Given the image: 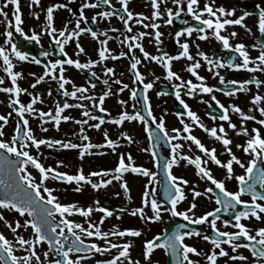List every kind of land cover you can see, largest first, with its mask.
Wrapping results in <instances>:
<instances>
[{
  "label": "snow or ice",
  "instance_id": "6c2138e0",
  "mask_svg": "<svg viewBox=\"0 0 264 264\" xmlns=\"http://www.w3.org/2000/svg\"><path fill=\"white\" fill-rule=\"evenodd\" d=\"M71 0H69V3ZM120 5L116 9L112 0H81L79 5L78 16L73 12V8L69 3L57 2L47 6L41 5V0H29L28 7L30 9L35 6L40 11H32L30 15L39 20L40 14L43 12V27L40 32L32 31L31 35H25L22 28V13L20 0H3L0 4V18L5 25L4 31L0 33L4 37L0 43V93L7 97V108L10 109L6 114H0V222L11 231L14 240H9L3 232H0V264H88L93 261L96 255L104 256L107 254L110 258L94 260V264H153L152 256L157 249H162L166 255L171 256V264H199V260L191 257H203L206 264H264V226L255 229L249 227L242 221L255 220L264 223V95L259 93V89L264 86V80L258 79L252 75L248 79L226 80L221 74V69H229L233 71H247L248 73H264V6L255 5V11L240 9L241 14L236 15L237 8L225 7L223 4L216 5V0H204L203 7H200V0H171V4L175 6L167 7L168 0H147L146 6L150 5V16L144 13H133L129 10L130 0H117ZM9 5L13 7L12 19L9 13L4 9ZM162 5L164 7L162 8ZM106 6V10L96 12L91 17V22L95 23L97 18L109 19L117 17L122 21L124 32L132 33V24L142 26L144 29H153V33L139 31L133 35H123L120 43L127 47L128 52L138 49L143 56L144 61L155 62L165 70V79L168 81H177L173 83L174 96L176 101L182 106L183 111L177 112V118L180 128L173 127L170 131L166 127L164 116L158 118L154 116L147 92L152 89L153 82L145 83L144 75L139 71L138 65L142 64V60L132 55L130 60V71L133 75V84L139 82L143 85V92L139 95L143 101V113L133 104V112L121 111L118 116L107 119L105 116L93 114L95 111L99 113H107V109L103 107L105 99L113 93L110 87L107 88L98 98L89 95V87L95 88V84L89 86H77L73 80L65 75L67 71L65 66H71L76 70H88L90 75L96 77V72L91 69L97 63H103L107 59L117 60L125 57L128 53L121 51L119 55L111 53L107 47L109 39L99 41L98 57L99 60L88 59L82 63L79 59H73L68 56L65 46L75 40V55L78 57L85 54L84 47L80 44L79 38L82 34L88 33L95 40L97 32L90 27H81V24H88V18L85 15V9H101ZM67 10L75 18L65 22L61 29L55 27V12L58 10ZM123 14H120V13ZM195 21V25L189 24L188 20H182L186 26L178 30L174 34L175 43L181 51L178 55H151L147 52L142 43L145 36H154L157 45L161 44L162 32L159 31L162 26L157 21H163V25H171L175 19H180L182 13H185ZM255 15V25L260 36L256 42L251 45L253 50H258V55L252 57L249 52V46L243 42H237L234 45L230 42L237 38L239 33L235 30L228 32V27L235 29L236 26L244 30L246 35H253L252 29L245 23L246 19ZM166 16V19H165ZM149 21V23H145ZM69 25H74L71 29ZM14 30V31H13ZM111 31H118L112 28ZM14 32L25 36L28 41H34L40 44L41 36L47 34L51 38L53 44L58 48V54L64 58L49 60L43 65L44 71L38 75L29 72L28 75L33 77L30 88L36 89L41 83L46 81H54L57 84V91L61 97L66 99L63 102L55 101V109L44 111L35 107L36 104H43L44 99L39 92H29L28 89L19 86L18 81L24 79L23 71L14 70L18 63L30 62L35 65H41V60L36 56H29L28 52L20 50L17 43L13 41ZM227 32V34H222ZM195 34V36H194ZM181 37H185L183 42ZM214 39L221 45V49L229 52L227 58L210 56L200 49V45L196 41H208ZM191 41V43H190ZM151 42V41H150ZM196 48V54L190 51L191 47ZM50 51H41L40 56H51ZM187 60L189 63L183 68L195 78L183 79L176 71L172 69L171 62ZM15 61V62H14ZM205 67L207 72L213 78H218L220 84H228L232 87L224 91V95L235 97L237 93H249L252 89L249 85H255L257 89L250 98L249 103L252 107L245 112L239 105L228 104L225 106L217 97L215 92L221 91L220 88L209 85L206 77L200 75L199 69ZM106 76H115L112 67H105ZM5 79L10 81V86L5 85ZM160 79V77H155ZM116 85H122L117 89V94L129 88L128 84H123L119 78L113 80ZM103 84L109 86V79H104ZM66 85H71V91ZM181 92L189 98L201 96L203 94L210 95V99L215 102L219 108L220 114L210 115V119H217L223 123L207 127L201 122L197 113L191 110L190 106L181 96ZM27 94L31 97L28 103H22L21 94ZM52 95L49 88L46 93ZM166 95L167 93H157V95ZM68 99L77 101L69 103ZM130 99L137 101L138 93L136 88L130 90ZM89 101V104L83 103ZM2 103V102H0ZM122 107L127 101L118 100ZM81 109V119H75L70 115H62L67 109ZM259 112L261 118H257L255 112ZM15 114L16 123L13 134L10 139H4L5 127L8 125L10 118ZM230 114L239 117V125L234 123ZM110 115V114H109ZM29 117L38 119L41 132H47L46 124L52 123L53 128L59 131L61 122L72 121L80 126L78 131L72 132L70 135L78 137L81 143H74L70 139H55L37 137L30 127ZM183 117H187L186 122ZM149 120L155 125V129L149 127ZM95 121V123H89ZM127 122H141L144 125V131L148 134L150 149L158 146L167 145L171 150V158L163 164L166 181L163 183V196L165 204L158 202L156 199V190H149L148 185L156 182V172L151 171L147 167L134 166L133 157L130 153H116L118 140L123 138L128 143H132V137L126 133H119L118 139L113 140L109 137L107 130L103 131V143L93 144L87 135L86 128L93 130H101L102 125L111 123L121 126ZM252 121L260 127H247V122ZM225 123L227 128H225ZM200 128L218 142L223 149L221 153H217L216 147H207L202 141L193 135V129ZM229 131L237 137H244L243 142L234 144L233 139L229 136ZM185 141L190 142L187 145L188 152L192 151V146L198 150V155H188L183 151L185 144L174 142ZM53 149L59 146V149L77 150L78 159L82 162L86 155H104L103 152H94L93 149H110L117 154V164L112 169H100L99 171H89L84 173L83 167H79L75 174L59 171L58 168L63 165V161H57L56 167L45 166L41 162V147ZM239 150L243 156L248 157L242 160L233 151ZM35 150V155L32 154ZM150 149H144L149 151ZM227 155V160H221L219 156ZM153 160H156V152L152 151ZM127 160V163H126ZM181 161L195 169V176L202 181L210 182V186L199 191L193 183L191 187L190 181L183 176L174 175L172 169L179 166ZM209 163L223 170V178L217 179L213 174ZM238 166L242 170V174L235 173V167ZM29 167L36 170L37 178L28 170ZM140 175L148 178L145 190L142 193L140 206L128 212L133 217H138L145 225L159 222L163 213H168L170 217H180L187 223H179L175 226L170 234H157L151 239H145L142 242V258L133 259L131 249L133 242H116L112 238L132 237L139 238L142 235L141 229L125 228L121 230L117 225H113L109 230H102V225L106 218L115 215L117 220L122 218L121 213L126 212L124 208L110 209L102 206L98 199H94L91 204L82 206L79 202L61 203L60 199L54 194L56 189L46 186V181H53L63 184H74L71 190L81 193L85 186L96 192L113 184V181L120 182L119 186L127 199H131L129 195V187L124 180V173ZM98 178L94 180L93 178ZM235 181L237 189L229 190L226 187L227 181ZM185 188L191 193V201L188 207L180 211L177 206L188 199ZM68 191V189H64ZM43 193V194H42ZM46 194V195H44ZM119 196V193H115ZM249 196L250 200L242 199V196ZM207 197L213 199L216 208L204 212L202 215H196V200L198 197ZM95 205V207H93ZM150 209L151 215L145 211ZM15 212L20 219L10 222L4 216L3 212ZM93 212L102 213L97 221H92ZM221 213L230 214L227 219L222 218ZM79 215L84 218V223L77 222L70 217ZM58 217V219H57ZM211 218V219H209ZM221 222L224 228H231L234 231L221 230L217 227V222ZM211 229V234H205L197 229H189V225H205ZM86 225V226H85ZM31 229L28 237L21 235L18 229ZM254 233V234H253ZM214 234V235H213ZM193 237L199 238L210 245L209 252L205 253L194 245H189L186 239ZM102 241L103 243H97ZM46 245L47 248L42 253L38 252V248ZM240 249L249 252V256L243 255ZM115 250V251H114ZM20 252L21 255L16 253Z\"/></svg>",
  "mask_w": 264,
  "mask_h": 264
},
{
  "label": "flooded vegetation",
  "instance_id": "af4514ba",
  "mask_svg": "<svg viewBox=\"0 0 264 264\" xmlns=\"http://www.w3.org/2000/svg\"><path fill=\"white\" fill-rule=\"evenodd\" d=\"M57 2H64L69 3V0H41L42 6H47L52 3ZM3 3V0H0V4ZM81 3V0H71L69 3V6L73 8V12L76 16H78L79 13V5ZM112 3L116 9L120 8L119 3L117 0H112ZM204 0H200V7H203ZM29 0H20V7H21V13H22V28L24 30L25 35H31V32L34 30L36 32H40L41 28L43 27V12L40 14V19H34L30 12L32 11H40V9L33 6L32 9L28 7ZM147 0H130L129 3V10L133 13H144L146 16H150L151 14V8L150 5L146 6ZM223 4L227 8H231L235 6L237 8L236 15L239 16L241 12L240 9H246L249 11H255V5L261 4V6H264V0H216V5ZM167 7H172L175 9V6L171 4V0H168ZM164 5H162V8ZM6 12L9 13V19H12V12L13 7L9 5L8 8L4 9ZM106 10V6L101 9H85V15L88 18L89 23L88 24H81V27H90L94 31L97 32V39H93L90 34L85 33L82 34L79 38L80 44L85 49V54H81L78 57L75 55V40L70 41L65 46V51L68 53V56L73 59H79L82 63L86 62L88 59L93 60H99L98 57V49L100 47L99 41L104 40L107 37L104 35L107 33V36L112 37V39L108 40L107 47L110 49L111 53L114 55H119L121 51H124L128 53L127 56L121 57L117 60L107 59L103 63H97L91 71L96 72V77H93L90 75L88 70H76L75 68L71 66H65L67 71L65 72V75L73 80V82L77 86H89L90 84H95V88L89 87V95L96 96L97 98L103 94V92L110 87L111 92L113 95H110L105 99V102L103 104V107L107 109V113H99L98 111H95L93 114H98L101 116H105L106 120L116 117L119 115L121 111H127L129 113L133 112V104H136V108L141 110L143 113V101L142 97L139 95L143 92V85L137 82L136 84H133V75L130 71V60L132 55H135L138 59L142 60V64L138 65L139 71L144 75L145 77V83L152 81L153 87L147 92V95L149 97V102L151 105L152 112L154 116L158 118L163 115L166 123V127L170 131L173 127L180 128L182 127L179 124L178 118L176 113L182 112L183 108L179 104L178 101H176L175 96L173 94V83H177V81H168L165 79V70L155 62L150 61H144L142 53L138 49H133L132 52H128V49L126 46L122 45L120 43V40L123 39V35H133L136 34L139 31H145L149 33H153V29H144L142 26L136 25L133 22H130L132 24V33H125L122 21H120L117 17H112L109 19H100L97 18L95 23L91 22V17L98 11ZM120 14H123L122 12ZM74 16L70 14L67 10L61 9L55 12V27L57 29H61L66 21L68 20H74ZM3 18H0V33L4 31L5 25L2 22ZM166 19V16H165ZM182 20H188L189 24L195 25V21L191 19L190 16H188L185 13H182V16L180 19H175L174 22L171 25H163V21H157L162 26L160 27L159 31L163 33L161 37V44L157 45L154 36H145L142 41H140L144 47V49L149 52L151 55H163V53H167L168 55H178L181 49L179 46L175 43L174 34L176 31L181 30L186 25L182 23ZM256 16L253 15L246 19L245 23L252 29L253 35L249 36L244 33V30L239 28L238 26L233 29L232 27H228L227 31L231 32L232 30H235L239 33L237 38L231 40L230 42L234 45L235 43L243 42L245 45L249 46V52L252 57H255L258 55V50H253L251 48V45H253L256 42V39L260 36L259 32L257 31L256 25ZM145 23H149V21H145ZM74 25H69V28L71 29ZM112 28L117 29L118 31H111ZM14 31V30H13ZM222 34H227V32H224ZM195 36V34H194ZM4 37L0 35V43H2ZM185 37H181V41ZM13 41L18 44L20 50L28 52L29 56H36L38 59L41 60V65H35L30 62H22L18 63V66L14 69L17 71H23L24 73V79H21L18 81L19 86L25 89H28L29 92H39L43 99V104H36L35 107L38 109H42L44 111H48L49 109H52L54 111L55 109V101L63 102L64 97H61L58 94L57 91V84L54 81H46L45 83H41L37 86L36 89L30 88V84L33 82L34 78L29 76V72H34L38 75L42 74L44 71L43 65L47 64L49 60H54L57 58L63 59L64 57L62 55L58 54V48L55 44L52 43L51 38L47 36V34H44L41 36V42L40 44H36L34 41H28L25 39V36H21L14 32L13 35ZM151 41V42H150ZM191 43V41H190ZM200 45V49L203 50L205 53H207L210 56L215 55L216 57L220 58H227L229 56V52L222 50L221 45L216 42L214 39H210L208 41H196ZM41 51H50L52 53L51 56L43 57L40 56ZM191 53L193 55L196 54V48L193 46L190 49ZM15 62V61H14ZM189 62L183 58L180 60H174L171 62L172 69L176 71L183 79H192L193 82L195 81L194 77H191L189 73L186 71H183V68L188 64ZM105 67H112L115 71V76L109 77L106 76L104 73ZM200 75L205 76L206 82L209 85L215 86L217 88H220L221 91L215 92V96L217 99L227 106L228 104H236L239 105L245 112L248 111V109L251 106L249 103L250 96L257 91L255 88V85H249V87L252 89V92L249 93H237L235 97H229L224 95V91L229 90L232 86L228 84H220L218 81V78H213L210 73L207 72L205 67H202L198 70ZM221 74L225 76L226 80L231 79H248L250 76L254 75L260 80H264V73H248L247 71L241 70V71H233L229 69H221ZM0 75H5L4 73L0 72ZM155 77H160V79H155ZM119 78L123 84H128L129 88L125 89L123 92H120L117 94V89L121 87L122 85H116L113 83V80ZM104 79H109V86H105L103 84ZM4 86H10V81L5 79V85ZM69 91H71V85H66ZM51 88L52 95L48 96L47 90ZM132 88L137 89L138 93V99L139 103L137 101H134L130 99V90ZM167 93L166 95H157V93ZM259 93L261 95H264V86H262L259 89ZM182 98L185 100V102L190 106L191 110L195 111L197 115L200 117V120L202 123H204L207 127H213L217 126L223 122L219 121L218 119L216 121H213L210 119V115H219L220 110L215 105V102H213L210 99V95L203 94L202 99L203 101H207V103L201 102V96H196L195 98H189L188 96H185L183 92H181ZM20 100L22 103H28L31 101V97H29L26 93L21 94ZM118 100H124L127 101V104L123 107L117 103ZM0 114H6L8 111H10L9 108H7V97L5 94L0 93ZM69 103H76L77 101L68 99ZM85 104H89V101H83ZM81 109H67L62 115H70L71 117L75 119H81L80 115ZM110 114V115H109ZM146 115V114H145ZM231 119L234 123L239 125V117L235 114H230ZM255 115L257 118H261L259 116V112H255ZM185 121H188L187 117H183ZM16 117L15 114H13V117L10 118L8 125L5 127V136L4 139H10L11 135L13 134V129L16 123ZM29 123L30 127L32 128L33 132L37 137H43V138H55V139H70L74 143H81L78 137L70 135L74 131H78L79 127L72 121L69 122H61L59 126V131L55 130L53 128L52 123H48L45 125V127L48 128L47 132H41L39 128V121L38 119H33L29 117ZM89 123H95V121H89ZM260 127L259 125H255L252 121L247 122V127L251 129L252 127ZM149 127L151 129H155V125L151 123V120H149ZM87 135L90 137V140L93 144H100L103 143L104 137H103V131L107 130L109 137L113 140H117L119 133L126 132L128 133L132 139V143H128L123 138H120L118 140V147L116 148V153H130L133 157V164L134 166H143L149 168L151 171L156 172V182L148 185L149 190L155 189L156 190V199L158 202L165 204L164 196H163V183L166 181V175L164 172L163 164L166 160L171 158V150L167 145H164V142L162 141L161 144L163 145L158 146L155 149H150V142L148 139V134L144 131V125L141 122H127L125 121L121 126H116L111 123H105L102 125L101 130H93L87 128L85 126ZM225 128H227V124L225 123ZM262 132H264V129H262ZM193 135H196L202 143H204L207 147H216L217 153H221L223 149L221 148L220 144L218 142H215L211 137L207 136L203 130L200 128H194L193 129ZM229 136L233 139L234 144L237 142H243L245 139L244 137H237L229 131ZM185 144V148L183 151L187 153L188 155H198L200 154L198 150L195 149V146H192V151L188 152L187 145L190 142L185 141H174ZM144 149H150L149 151H144ZM32 154L35 155V150L32 149ZM94 152H103L106 153L104 155H86L81 162L78 159V151L77 150H64L59 149V146H56L53 149H48L46 147H41V152L43 155L41 156V162L47 167V166H53L56 167L57 161H63V165L60 168H58L59 171L67 172L68 174H75L77 169L79 167H83V171L85 174H87L89 171H99L100 169H112L117 164V154H114L110 149L104 148V149H93ZM156 152V160H153V157L151 155V152ZM233 151L237 156H239L242 160H247L248 157L243 156V154L235 149L233 146ZM221 160H227V155H221L219 156ZM127 163V160H126ZM209 167L212 169L213 174L216 176L217 179L223 178V170L217 168L215 165H212L209 163ZM235 167V173L236 174H242V170L238 166ZM31 174L37 178V181L39 179L38 173L36 170L29 167L28 169ZM172 172L174 175L177 176H183L184 178L188 179L190 181L189 187L194 183L196 185L197 190L203 191L204 188L210 186V182L199 180L195 176V169L193 166L187 165L185 162L181 161L179 166H174L172 169ZM94 180L98 178H93ZM124 180L127 181L128 187H129V195L131 199H127L123 193V190L120 188L119 183L117 181H113L112 185H109L108 187L101 189L99 191L94 192L90 186H85L83 191L81 193H76L72 191L71 189L75 187L74 184H63L53 181H46V186L52 187L56 189L54 194L60 199L61 203H70V202H79L82 206H87L92 203L94 199H98L100 201V204L102 206L108 207L110 209H117V208H124L127 211L124 213H121L122 218L120 220H117L115 218V215L111 218H106L102 227V230H109L113 225H117L121 230L125 228H136L142 230V235L139 238H132L125 236L124 238H112L113 240H116V242H127L131 240L133 242V247L131 249V255L133 259H141L142 258V242L145 239H151L153 236L157 234L163 235L170 234L172 230H174L175 226L179 223H187L182 220L180 217H170L168 213L162 214V219L159 222L150 223L145 225L138 217H133L128 214L132 209L140 206L141 204V197L142 193L145 190V185L148 183V178L129 173H124ZM226 187L229 190L235 191L237 189L236 182L233 181H227ZM68 189V191H65L64 189ZM115 193H119L120 195L117 196ZM185 193L188 197V199L184 202H181L177 208L180 211L185 210L188 207V203L191 201V193L188 191V188H185ZM43 194V193H42ZM46 195V194H44ZM242 199L244 200H250V197L245 195L242 196ZM197 203V209L195 210L196 215H202L206 211L213 210L217 207L215 204L214 198L208 199L207 197H198L196 200ZM95 207V205H93ZM148 215H151L150 209L145 210ZM6 219H8L10 222L14 221L15 219H20L21 222L23 218H19L18 214L15 212H3ZM102 215V213L99 212H93L91 216L92 221H97L99 217ZM228 215L230 214H224L221 213L222 218L227 219ZM71 219L84 223V218L80 217L79 215H75L70 217ZM58 219V217H57ZM211 219V218H209ZM249 227L255 229L257 227L264 226V223L257 222L255 220L251 221H242ZM86 226V225H85ZM189 229H197L205 234H211L210 227L205 225H189ZM217 227L221 228V230H227V231H234V229L231 228H224V226L221 224V222H217ZM0 232H3V234L9 239L14 240V235L11 233L9 229H7L3 222H0ZM18 232H20L21 235H24L25 237H28L31 234V229H18ZM254 234V233H253ZM214 235V234H213ZM189 245H194L199 249H202L205 253L209 252L210 245L204 242L203 240L193 237L192 239H186L185 241ZM97 243L102 244V241H97ZM47 248L46 245H43L38 248V252L42 253ZM115 251V250H114ZM240 252L243 253L245 256H249V260H251L250 254L245 249H240ZM17 255H21L22 253L17 252ZM110 258L107 254L104 256L96 255L94 257V260H101V259H108ZM194 260H199V264H206V261L203 257H191ZM93 261H89L88 264H94ZM153 264H171V256L166 255L165 252L162 249L155 250L153 256H152ZM220 264H223V261L221 260Z\"/></svg>",
  "mask_w": 264,
  "mask_h": 264
}]
</instances>
